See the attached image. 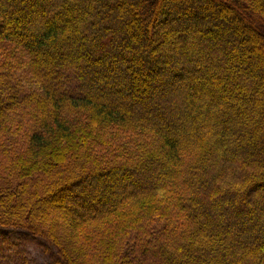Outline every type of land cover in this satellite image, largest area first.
Wrapping results in <instances>:
<instances>
[{
  "label": "trees",
  "instance_id": "1",
  "mask_svg": "<svg viewBox=\"0 0 264 264\" xmlns=\"http://www.w3.org/2000/svg\"><path fill=\"white\" fill-rule=\"evenodd\" d=\"M6 42L2 229L52 264H264V0H0Z\"/></svg>",
  "mask_w": 264,
  "mask_h": 264
},
{
  "label": "rangeland",
  "instance_id": "2",
  "mask_svg": "<svg viewBox=\"0 0 264 264\" xmlns=\"http://www.w3.org/2000/svg\"><path fill=\"white\" fill-rule=\"evenodd\" d=\"M0 48V73L8 75L19 52L10 43H5ZM9 80V85L14 87L13 93L23 97V86L17 88L15 84L23 78L22 83H26L25 71H17ZM61 202V201H59ZM58 204V203H55ZM60 256L57 250L48 244V241L29 235L23 230H5L0 227V264H52Z\"/></svg>",
  "mask_w": 264,
  "mask_h": 264
}]
</instances>
